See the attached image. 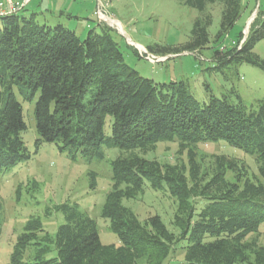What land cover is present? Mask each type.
Wrapping results in <instances>:
<instances>
[{
	"label": "trees",
	"instance_id": "obj_1",
	"mask_svg": "<svg viewBox=\"0 0 264 264\" xmlns=\"http://www.w3.org/2000/svg\"><path fill=\"white\" fill-rule=\"evenodd\" d=\"M182 4L200 13L189 40L177 47L149 46V55H200L210 44L212 17L207 6L221 7L214 45L247 6L245 0H183ZM24 11L21 7L0 15V174L30 159L21 138L26 130L21 102L35 100L36 149L43 143L55 144L72 161H101L104 149L132 153L158 143L174 142L184 149L222 143L253 157L257 174L264 179V101L247 110L232 90L235 100L209 95L199 102L186 83H155L129 69L109 28L101 27L100 34L89 30L81 40L61 24H39L34 13L27 16ZM261 40L264 13L258 10L245 38L239 32L231 47L210 48L212 69L222 72L246 63L264 74V60L253 53ZM189 161L188 177L184 169L136 157L111 164V191L100 217L109 222L118 246L101 244L95 222L76 205L63 204L56 210L65 222L38 243L26 227L15 243L11 264H138L140 259L162 264L180 242H185L184 264H264V249L245 244L264 225V186L245 180L239 192L245 172L220 155L214 157L213 176L199 187L197 165L192 158ZM227 173L234 175V183L226 180ZM145 183L155 190L166 189L176 200L177 234L158 216L141 223L121 206L122 199L133 198ZM196 197L204 202L198 212L192 201ZM1 224L0 217V235ZM29 246L35 256L23 261Z\"/></svg>",
	"mask_w": 264,
	"mask_h": 264
},
{
	"label": "rangeland",
	"instance_id": "obj_2",
	"mask_svg": "<svg viewBox=\"0 0 264 264\" xmlns=\"http://www.w3.org/2000/svg\"><path fill=\"white\" fill-rule=\"evenodd\" d=\"M13 1L24 8L25 15L34 13L39 24L50 27L61 24L81 40L89 30L100 34L101 27L109 28L112 39L123 55L124 64L129 69L155 83H186L193 97L199 102L206 101L209 95L216 98L227 96L235 100L234 95L230 94L232 90L240 97L247 110L255 109L264 101V74L259 68L243 63L229 66L222 72L215 71L212 69L214 64L210 50L211 47L220 51L231 47L239 32L247 36L257 11L264 13V0H251L248 10L217 45L212 42L219 29L221 7L207 6L206 13L212 17V24L208 29L209 49L201 51L200 55L183 52L156 55L160 61L153 63L145 59V54H148L147 47H177L185 44L190 38L193 22L200 13L184 6L183 0ZM0 2L4 3L5 0ZM99 11L102 16H99ZM108 19L118 22L121 28L112 26ZM253 53L264 60V40L255 45ZM17 99L20 101V98ZM34 102L35 100L30 103L21 102L26 125L21 138L30 159L11 171L0 174V264H11L15 243L26 233V227L33 230L31 235L35 238L34 243L45 240L47 236L51 237L57 227L65 222V218L56 210L63 204L76 205L79 211L95 222L101 244L118 246L119 241L110 231L109 222L100 217L101 207L111 191V164L116 160L136 157L143 161L157 162L162 167L184 169L188 177L189 158H192L201 179L199 187H202L213 176L214 157L222 155L228 161L240 165L245 172L238 185L239 192L243 189L245 180L264 186V179L257 174L254 158L222 143L199 144L185 149L174 142L158 143L145 151L136 150L132 153L104 149V158L101 161H72L65 153H60L55 144L43 143L36 149ZM108 124L107 122L104 128L107 135L110 132ZM225 178L234 183L233 174L227 173ZM192 201L197 212L204 205L200 197ZM120 203L141 223L156 215L170 232L178 233L174 226L177 202L166 189L155 190L145 183L141 192L133 198L122 199ZM29 223L32 226H28ZM245 244L264 249V225L259 228L258 233L249 236ZM184 245L185 242L177 244L162 264H184V251L181 249ZM34 250L30 246L26 248L21 259L31 261L35 256ZM138 264L147 263L145 259H140Z\"/></svg>",
	"mask_w": 264,
	"mask_h": 264
},
{
	"label": "built area",
	"instance_id": "obj_3",
	"mask_svg": "<svg viewBox=\"0 0 264 264\" xmlns=\"http://www.w3.org/2000/svg\"><path fill=\"white\" fill-rule=\"evenodd\" d=\"M27 2V0H25ZM21 7L19 5H16L13 0H5L4 3L0 2V15H5L9 13H15L17 12ZM99 16H102V14L99 11ZM243 41V40H242ZM242 41L240 42L239 45H241ZM146 55V60L149 62L153 63L154 61H160V59L157 56L154 55Z\"/></svg>",
	"mask_w": 264,
	"mask_h": 264
},
{
	"label": "bare ground",
	"instance_id": "obj_4",
	"mask_svg": "<svg viewBox=\"0 0 264 264\" xmlns=\"http://www.w3.org/2000/svg\"><path fill=\"white\" fill-rule=\"evenodd\" d=\"M108 20L110 21L109 23H110L112 26H114V27H116V28H118V29L121 28L118 22L111 21L110 19H108ZM248 23H249V22H248Z\"/></svg>",
	"mask_w": 264,
	"mask_h": 264
},
{
	"label": "crops",
	"instance_id": "obj_5",
	"mask_svg": "<svg viewBox=\"0 0 264 264\" xmlns=\"http://www.w3.org/2000/svg\"><path fill=\"white\" fill-rule=\"evenodd\" d=\"M245 3L247 4V6H246V9H245V11L243 12V13H245L247 10H248V8H249V5H250V3H251V0H245ZM242 13V14H243ZM247 23V22H246ZM135 45V44H134ZM135 46H139V47H141L140 45H135Z\"/></svg>",
	"mask_w": 264,
	"mask_h": 264
},
{
	"label": "water",
	"instance_id": "obj_6",
	"mask_svg": "<svg viewBox=\"0 0 264 264\" xmlns=\"http://www.w3.org/2000/svg\"><path fill=\"white\" fill-rule=\"evenodd\" d=\"M250 23H251V20H250L249 23H248L247 29L249 28ZM245 37H246V36H244V38H245Z\"/></svg>",
	"mask_w": 264,
	"mask_h": 264
}]
</instances>
